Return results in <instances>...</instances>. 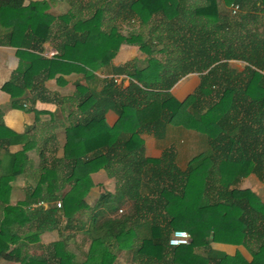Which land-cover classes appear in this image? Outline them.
<instances>
[{"label":"trees","instance_id":"1","mask_svg":"<svg viewBox=\"0 0 264 264\" xmlns=\"http://www.w3.org/2000/svg\"><path fill=\"white\" fill-rule=\"evenodd\" d=\"M217 1L224 8L237 5L238 11L231 15L229 8L223 15ZM22 2L0 0V26L9 31L8 46L34 49L50 37L56 18L44 14L41 3L22 6ZM186 2L123 0L119 11L126 12V19L132 18L139 27H146L145 37L141 32L123 35L116 26L102 23L101 14L110 9L103 4L93 7L90 14L83 11L85 7L79 8V14L91 17L95 24V29L86 31H81L82 20L69 11L67 17L76 22H65L66 15L57 17L61 21L58 31H71L68 39L56 46L57 55L51 60L33 56L21 63L2 86L15 106L16 99L30 88L31 77L43 68L48 69V76L83 73L86 80H92L88 75L92 70L86 69L96 62L107 66L122 43L136 44L145 55L141 69L131 63L122 66L123 74L135 82L129 84L123 99H114L105 90L96 92L76 85L81 97L76 108L88 113L64 131L62 151L71 189L58 202L59 208L55 202L45 211H36L42 216L35 217L38 224L32 237L56 225L57 213L69 219L75 212L89 211L86 223L90 246L85 261L74 263L63 253L52 262L22 258L20 264H96L97 247L101 250L99 264H111L101 235L108 232L118 237L126 221L141 218L142 209L151 215L146 216L150 219V237L142 240L136 253L165 248L164 255L172 264H264V203L250 190L238 188L240 180L249 174L264 188V29L259 22L264 0H203L195 6ZM96 23L101 28L96 30ZM228 61L245 64L243 70H231ZM190 73H203L201 84L184 101H177L169 90ZM113 83L111 80L107 85ZM112 105L117 120L108 127L103 115ZM166 126L194 131L207 139L199 143H205L207 150H195L184 170L175 165L171 152H164L158 159L143 155L140 132ZM22 138L6 128L4 138H0V146L3 143L5 147L0 150V243L16 240L3 223L4 217L20 225L30 220V214L21 208L26 204L7 205L9 181L22 175L28 165L25 147L11 154L7 146ZM98 169L116 183L111 198L105 195L99 202L126 198L133 204L131 215L122 220L100 219L96 204L88 207L84 197L91 186L89 174ZM50 171L55 174L51 166L45 168L47 174ZM52 187L47 183L46 192L51 193ZM141 189L146 192L143 196ZM39 190L42 185L37 182L34 195ZM161 220L164 227H159ZM173 231L186 232L189 243L169 246L168 233ZM210 243L242 245L252 259L247 263L230 258L213 251ZM195 249L203 251V260L193 256Z\"/></svg>","mask_w":264,"mask_h":264},{"label":"crops","instance_id":"2","mask_svg":"<svg viewBox=\"0 0 264 264\" xmlns=\"http://www.w3.org/2000/svg\"><path fill=\"white\" fill-rule=\"evenodd\" d=\"M202 1L187 0L186 4L195 6L202 4ZM122 2L123 0H23L22 6L29 3L43 4L45 6L43 13L56 18L51 26L50 37L37 46L35 45L34 49L8 46L6 41L9 31L0 26V138H4L5 128L16 135H22L23 138L20 141L7 146V151L13 154L25 147L28 158V165L23 174L9 181L10 191L7 205L15 207L18 204H26L21 208L30 214V220L25 221L24 225L18 224L11 218L4 217L2 219L16 240L1 241L0 247L4 245V251L1 250L0 253V264H20L22 258H39L52 262L63 253L70 255L74 263L85 261L90 246L86 223L89 211L75 212L69 219L57 213L56 218L59 219V222L56 225L48 227L45 231H41L37 236L32 237L36 233L38 224L35 217L40 218L42 216V213L36 211H45L55 202H60L71 189V184L67 179V161L63 159L62 151L65 139L64 131L69 124L83 118L88 113H82L76 108L81 99L77 95L76 85L87 86L96 92L105 90L114 99H123L127 94L129 84L135 82L123 74L122 66L131 63V65L134 64L141 69L144 67L145 55L139 51L136 44L122 43L107 66H102L96 62L91 65V69L85 68L87 71L92 70L88 73V75L93 76L92 80H86L87 77L83 73H71L66 76L56 73L54 76H48V69L43 68L31 77L30 88L25 89L23 95L16 99L15 106L11 105L13 100L10 95L2 90V86L10 80L21 63L25 64L33 56H38L43 60H51L57 55L56 46H60L71 34L69 30L58 31L61 21L57 17L66 15L65 22L72 24L76 22L75 18L69 19L67 17L71 11L77 15L78 19L82 20L81 31L95 29L91 17L79 14L80 7H85L87 10L84 9L83 11L90 14L93 7L97 9L103 4L105 8L110 9L108 14L106 10L101 14L102 23L116 26L123 35L128 32H141L140 34L145 37L147 28L139 27L132 18L126 19V12L119 11ZM217 8L223 15L229 12V7L224 8L221 1H217ZM259 17L260 29H264V14L259 15ZM99 28H101L100 23H96V30ZM15 43H18V40H15ZM233 62H227L229 68L238 73L241 72L245 64ZM231 66H235V68ZM202 74H187L173 85L169 92L177 101H184L199 88ZM262 74L264 75V71ZM111 80L114 85H107V82ZM92 111L90 109L89 113ZM103 118L104 124L108 127L115 124L117 114L113 105L108 106ZM157 129V131L143 130L139 134L143 155L146 158L158 159L164 152H171L174 155L173 160H176L175 165L184 170L189 157L194 154L195 150H207L205 143L199 144L200 141L206 142V137L199 136L200 134L194 131L179 129L174 126ZM1 144L0 150H4L5 147L3 143ZM50 166L55 170L53 175L51 171L48 174L45 172V168L48 170ZM43 177L44 179H42ZM89 180L91 186L84 200L89 208L96 204L97 209L100 210V219L122 220L124 216L127 217V215L132 214L133 204L126 198L112 202L109 200L106 204L99 202L102 196L107 195L111 198L116 189L114 179L109 178L103 169L90 173ZM37 182L42 185V190L34 195ZM253 182L256 185L251 186L250 184H254ZM47 183L53 185L50 190L51 193H47L45 190ZM238 188L250 190L264 203L263 185L258 182L254 175L249 174L241 179ZM139 193L143 196L146 192L141 189ZM212 196L208 195L210 198ZM139 213L141 218L134 219L132 217L131 220L126 221L123 232L118 237H113L108 232L103 234L101 243L112 257L111 264H172L164 255L167 254L165 248L162 251L148 248L143 253L135 252L142 240L150 237V228L147 223L150 219H147L146 216L151 215L146 214L144 209ZM159 223V227L165 224L162 223V220ZM164 230H169V228L165 227ZM210 247L213 251L220 252L230 258L238 257L247 263L252 259L248 250L242 245L210 243ZM100 252V248L97 247L96 264H99ZM149 255H153L154 258H150ZM193 256H198L200 260L205 258L200 249H195Z\"/></svg>","mask_w":264,"mask_h":264},{"label":"built area","instance_id":"3","mask_svg":"<svg viewBox=\"0 0 264 264\" xmlns=\"http://www.w3.org/2000/svg\"><path fill=\"white\" fill-rule=\"evenodd\" d=\"M230 14L234 15L236 11H238L237 5H231L230 7ZM57 208L60 207V204L57 202L55 204ZM189 235L186 232L183 231H173L167 240V244L171 247H176V246H184L189 243Z\"/></svg>","mask_w":264,"mask_h":264},{"label":"rangeland","instance_id":"4","mask_svg":"<svg viewBox=\"0 0 264 264\" xmlns=\"http://www.w3.org/2000/svg\"><path fill=\"white\" fill-rule=\"evenodd\" d=\"M259 14H261V13H259ZM233 63L236 64V63H238V62H233ZM239 63H240V62H239ZM232 65H233V64H232ZM231 67H234V68H235V66H231ZM253 183H254V184L251 183L250 185H251V186L256 185L255 182H253ZM103 234H104V233H103ZM103 234H102L101 236H103ZM101 238H102V237H101Z\"/></svg>","mask_w":264,"mask_h":264}]
</instances>
